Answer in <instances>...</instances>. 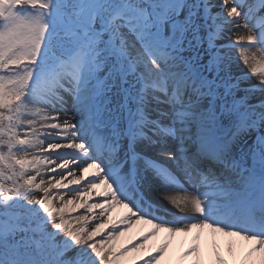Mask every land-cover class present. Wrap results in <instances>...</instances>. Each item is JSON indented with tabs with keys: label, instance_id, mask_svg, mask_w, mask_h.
Listing matches in <instances>:
<instances>
[{
	"label": "snow or ice",
	"instance_id": "6c2138e0",
	"mask_svg": "<svg viewBox=\"0 0 264 264\" xmlns=\"http://www.w3.org/2000/svg\"><path fill=\"white\" fill-rule=\"evenodd\" d=\"M0 264H264V0H0Z\"/></svg>",
	"mask_w": 264,
	"mask_h": 264
},
{
	"label": "bare ground",
	"instance_id": "6f19581e",
	"mask_svg": "<svg viewBox=\"0 0 264 264\" xmlns=\"http://www.w3.org/2000/svg\"><path fill=\"white\" fill-rule=\"evenodd\" d=\"M245 70H247V69H245ZM134 233H135V229L133 230V233H132V234H134ZM129 235H131V234H129ZM127 238H128V236L126 235V236H125L124 238H122V239H127ZM217 239H218L219 242L221 243L223 249H224L225 251H227L228 244H229L230 242H232L234 238H227V237H223V236L217 234ZM239 243H243V242H239Z\"/></svg>",
	"mask_w": 264,
	"mask_h": 264
}]
</instances>
